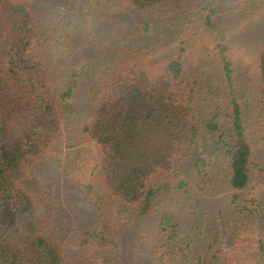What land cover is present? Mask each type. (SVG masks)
Returning <instances> with one entry per match:
<instances>
[{
  "label": "trees",
  "instance_id": "16d2710c",
  "mask_svg": "<svg viewBox=\"0 0 264 264\" xmlns=\"http://www.w3.org/2000/svg\"><path fill=\"white\" fill-rule=\"evenodd\" d=\"M127 1L145 12L171 0ZM0 9L12 36L6 44L0 42V264H73L48 224L39 220L35 194L24 181L34 178L46 154L62 141L80 81L60 92L47 64L46 32L38 18L16 0H0ZM205 23L216 27L211 13ZM225 39L219 53H206L207 75L202 56L196 61L198 53L185 38L176 43L172 55L152 65L140 56L121 55L124 48H119L95 71L91 110L83 126L84 134L99 147L89 193L100 209L106 200L117 199L132 216L123 224L101 213L96 227L72 228L91 264H130L124 255L126 231L154 211L155 200L170 189L171 179L185 163L200 161L199 151L208 135L215 136L216 145H223L230 190H244L255 175L264 186V163L257 161L245 116L250 104L264 113V46L258 53V83L250 87L243 103L232 60L225 54ZM216 98L222 104L209 117L207 105ZM223 115L227 120L220 122ZM234 196L236 201L238 194ZM173 219L164 212L162 234L168 226L179 227ZM245 230L242 225L234 238L227 234L226 246L215 238L205 258L196 257V264H264V238L241 237ZM192 241L185 236L169 245L172 258L188 259Z\"/></svg>",
  "mask_w": 264,
  "mask_h": 264
},
{
  "label": "rangeland",
  "instance_id": "374dc122",
  "mask_svg": "<svg viewBox=\"0 0 264 264\" xmlns=\"http://www.w3.org/2000/svg\"><path fill=\"white\" fill-rule=\"evenodd\" d=\"M16 1L33 12L46 32V60L59 91L80 81L62 141L46 154L40 170L24 181V186L34 192L39 220L48 224L65 256L73 264H91L72 228L96 227L101 213L105 219L122 220L123 224L132 216L117 199L106 200L100 209L89 193L87 184L99 160V147L84 134L83 126L91 110L95 71L119 48H124L121 55L140 56L150 64L172 55L176 43L185 38L190 42L187 46L198 53L196 61L202 56L200 63L206 74V53H219L218 46L226 38L225 54L232 60L236 90L246 103L250 87L258 83V53L264 46V0H171L145 12L132 8L127 0ZM208 13L215 28L205 23ZM11 37L0 14V42L6 44ZM219 84L220 79H216L214 86ZM220 102L216 98L207 105L209 117L218 112ZM255 106L248 105L245 116L257 161L264 163V113ZM219 120L225 122L227 118L223 115ZM207 138L199 151L200 161L185 163L178 176L171 179L170 189L155 200L154 211L126 231L124 255L130 264H196V257L205 258L215 238L226 246L227 234L234 238L242 225L246 230L241 237L264 238L263 183L255 175L244 190H230L223 145H216L213 135ZM234 194H238L236 201ZM238 204L241 207H236ZM165 211L174 215L173 222L179 225L168 226L166 235L160 225ZM185 236L193 240L188 259H173L169 245L180 243Z\"/></svg>",
  "mask_w": 264,
  "mask_h": 264
}]
</instances>
